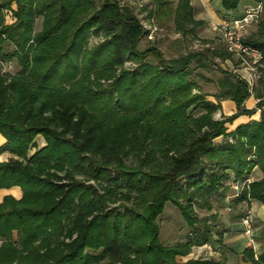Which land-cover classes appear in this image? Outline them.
<instances>
[{"label":"trees","instance_id":"trees-1","mask_svg":"<svg viewBox=\"0 0 264 264\" xmlns=\"http://www.w3.org/2000/svg\"><path fill=\"white\" fill-rule=\"evenodd\" d=\"M254 1L263 11L246 41L264 56V1ZM148 2V19H171L182 39L204 25L190 0ZM239 2L220 0L221 10ZM12 4L15 21L7 24L3 11ZM146 33L122 0H0V64L19 66L14 74L0 69V153L13 154L0 161V189L22 192L0 201V264H176L214 235L195 208L211 210L208 197L224 193L228 180L248 179L254 166L261 178L238 197L264 205L262 78L251 92L235 73L218 69L215 97L238 108L214 119L219 105L193 90L191 65L216 68L213 59L232 55L216 44L166 58L155 43L138 49ZM251 94L260 119L227 133L225 123L256 111L244 106ZM37 135L46 145L28 155ZM128 156L137 164H126ZM166 203L190 228L184 243L159 240ZM247 255L264 264V248L257 259Z\"/></svg>","mask_w":264,"mask_h":264},{"label":"crops","instance_id":"crops-1","mask_svg":"<svg viewBox=\"0 0 264 264\" xmlns=\"http://www.w3.org/2000/svg\"><path fill=\"white\" fill-rule=\"evenodd\" d=\"M190 4L193 11V18L197 21H202L204 25L198 27L195 30L196 36L205 39H214L217 36L220 38V34L211 27L213 24H221L225 20L239 19L244 16L245 12L251 8H255L258 2L254 0H240L236 9L231 11L221 10L220 0H190ZM259 19L252 21L244 30L243 34L246 38H253L257 32V23ZM205 44L216 45L214 41L208 40ZM215 40V39H214ZM219 60V63H225L228 70L233 73H237L239 68V61L234 57H230L225 60ZM192 73L191 77L197 85V89H193L196 92H201L205 99L218 104L219 108L213 115L214 119H219L221 116H229L237 111L236 104L230 98H216L215 94L219 92L217 87V80L221 77L220 71H216V76L211 75V68L208 69L196 67L191 65ZM264 82V73L262 76ZM206 86H212L211 89H207ZM207 91H206V89ZM257 99L251 94L244 102L246 109H256ZM260 119V110L251 115L241 114L237 116L233 121L225 123L226 132L230 133L234 131L239 125L248 123L250 121H258ZM223 140L222 136L215 138L214 143H219ZM37 145L42 147L45 145V141L41 135L36 137ZM5 139L0 133V146L4 144ZM13 157L9 152L0 153V161H6ZM262 176L261 171L254 166L249 181H255ZM5 195H12L16 199H19L22 195L19 187H11L9 189H0V201ZM209 205L212 206L211 210H207V223L212 228L214 234L212 240L203 243L199 246L192 248V251L186 256H176L175 260L177 264H184L190 258L200 259H212L221 264H252L247 255V251H252L254 259L263 251L264 246V205L254 199L240 200L238 196H234L232 190L226 189V192L221 194H214L208 197ZM223 205V209H217V206ZM228 206H231L228 208ZM224 207L228 208V212L224 210ZM250 210L253 213V245L252 247L248 243L247 237L242 231L241 217L244 213Z\"/></svg>","mask_w":264,"mask_h":264},{"label":"rangeland","instance_id":"rangeland-1","mask_svg":"<svg viewBox=\"0 0 264 264\" xmlns=\"http://www.w3.org/2000/svg\"><path fill=\"white\" fill-rule=\"evenodd\" d=\"M94 1L98 3L100 0H94ZM122 1L127 2L132 6L134 12L137 13V16L140 18L143 26L147 30V33L145 34V36L143 37L142 41L140 42L138 46L139 50L144 49L146 46H148L151 43H155L161 50L162 54L167 58V57H176L179 54H184L189 51H193V52L201 51L202 49L208 46V43L205 44L208 38L205 39V38L196 36V38L186 37L185 39H182L180 34L175 31L174 29L175 25H173V22L171 19H160V20L148 19L147 17L149 13L148 9L150 8L148 5L149 3L148 0H122ZM12 9H15V4H12L9 10L6 9L3 11L5 23L7 24L15 21V17L12 14ZM40 27H41V20L37 19V21L35 22L34 28L35 30L39 31ZM213 38L215 40L212 38L208 40L214 41L215 44L217 45L223 44L220 38H218L217 36ZM89 42H90V45H93L95 44V42H98V39L90 38ZM213 62L216 64L217 67L216 68L210 67L211 75L216 76L215 72L218 71V69L228 68V66H226L225 63H222L221 65L219 63V60L213 59ZM124 66L127 68L132 67L134 66V63L131 61H127ZM0 69H1V72L14 74L15 72L19 70V66L15 60H12L11 62H2V64H0ZM108 83L110 82L108 81L104 82L103 85H108ZM211 87L206 86L207 89L208 88L211 89ZM36 137L34 138L35 146H31L29 148L27 152L28 155L33 154L37 149L41 148L37 145ZM45 145H46V142H45ZM11 155L13 156V154ZM124 161L128 165L137 164V160L133 156L126 157ZM80 178H83V177H80ZM13 187H16V186H13ZM227 188L231 190L228 186ZM119 202H115V206H118ZM217 207H218L217 209H223V205H220ZM230 207L231 206H228V208ZM228 208L224 207V210L228 212ZM195 212L200 217H204L208 213L206 209H198V208H195ZM157 222L159 224V240L166 246H173L178 243H184L186 241L187 235L190 234V228L187 227L185 221L182 219L178 208L175 207L174 205H171L170 203L165 204L163 212L157 218ZM12 239L16 241L17 235L14 234ZM0 243H1V240H0ZM196 246H199V245L191 246L189 253L192 251V248ZM183 256H186V255H183ZM190 259H200V258H190Z\"/></svg>","mask_w":264,"mask_h":264},{"label":"built area","instance_id":"built-area-1","mask_svg":"<svg viewBox=\"0 0 264 264\" xmlns=\"http://www.w3.org/2000/svg\"><path fill=\"white\" fill-rule=\"evenodd\" d=\"M264 1V0H263ZM263 2H258L255 8H251L245 12L244 16L239 19L225 20L221 24L211 23V27L220 34L225 49L239 61V68L236 75L244 80L252 92L258 80L262 78L264 73V56L262 52L246 41L243 30L254 20L261 17L263 11ZM2 64V63H1ZM229 141H232L229 138ZM254 158V155L250 156ZM249 179L242 182L228 180L225 186H228L234 196H239L241 191L247 187ZM253 213L247 210L241 217L242 231L248 239L249 245H253Z\"/></svg>","mask_w":264,"mask_h":264}]
</instances>
